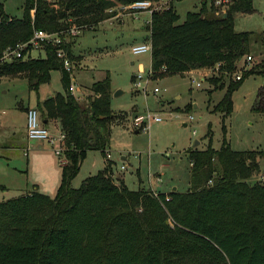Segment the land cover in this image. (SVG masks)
Masks as SVG:
<instances>
[{"label":"trees","instance_id":"trees-1","mask_svg":"<svg viewBox=\"0 0 264 264\" xmlns=\"http://www.w3.org/2000/svg\"><path fill=\"white\" fill-rule=\"evenodd\" d=\"M133 1L24 0L19 17L8 15L0 1V52L29 39L34 28L92 27L114 14L110 8ZM220 4L211 1L207 7L203 1L179 21L174 0H168L151 11L147 29L151 77L218 64L220 72H212L208 80L222 87L227 78L213 107L226 115L232 110V91L243 77L264 75V59L233 78L249 53V32L235 30L234 15L252 11V0H225L224 8ZM72 44V38L45 44L43 56L28 53L0 65L1 74L26 78L28 89L37 93L43 119H58L64 133L55 194L32 190L0 200V264H264V167L260 180H246L264 166V149H234L224 134L218 148L211 143L188 147L185 191L130 188L116 181L106 156L102 168L78 186L71 184L88 150L105 155L111 122L122 117L111 107L108 71L91 83L83 99L70 91L72 64L79 59ZM59 48L70 70L57 54ZM54 69L63 91L40 99L39 87ZM254 108L264 110V84Z\"/></svg>","mask_w":264,"mask_h":264},{"label":"rangeland","instance_id":"rangeland-1","mask_svg":"<svg viewBox=\"0 0 264 264\" xmlns=\"http://www.w3.org/2000/svg\"><path fill=\"white\" fill-rule=\"evenodd\" d=\"M0 1L8 15H22L24 0ZM165 1L163 6L167 4ZM203 1L207 7L211 1L216 6L221 2L220 7L225 3L224 0H174L179 21L184 19L186 11L198 10ZM252 6V11L234 15L235 30L249 32L247 44L252 61L246 65L241 60L233 73L242 74L253 63L264 59V0H252ZM114 8L113 17L83 28L72 37V51L79 59L72 64L70 81L76 85L75 93L81 95L90 91L94 80L102 78L107 71L110 74L111 107L117 113L121 112L122 117H115L111 122L105 151L115 159L117 168L121 164L125 166L122 172L130 188H149V176L154 172L159 177L153 175L150 182L160 191L173 187L179 191L187 190L190 163L185 150L190 146L204 148L208 143L218 148L223 134L234 149H264V110L254 108L264 75L251 73L243 77L232 91V110L226 115L214 111L213 107L223 96L228 80L225 78L222 87H214L208 80L211 73L206 72V68L155 78L150 76L144 92L134 85L133 76L139 71L144 76L148 74L150 52L133 53L131 47L149 38L146 22L150 13L146 10L132 12L119 6ZM31 54L43 56L44 50L33 49ZM15 76L18 75L3 76L0 82V111H5L0 114V184L5 183L8 187H0V200L19 194L21 189L31 188L33 177L45 180L59 161L54 150L59 146L56 139L53 142L45 140L43 149L28 150L29 165L28 154L21 147L12 146L9 137L12 131L23 137L26 113L20 106L28 102L35 106L37 98V93L28 89L26 78ZM155 86L159 91L154 92ZM3 88L6 92L1 91ZM116 90H119L118 94H115ZM56 91H63V87L59 70L54 69L49 81L40 85L38 96L41 98ZM188 104L191 107L187 110ZM148 111L157 112L162 119L137 129L134 117ZM121 155L125 158L121 159ZM104 158L100 150H88L71 184L78 186L84 177L102 168ZM263 167L261 165V170L246 180L249 183L260 180Z\"/></svg>","mask_w":264,"mask_h":264},{"label":"built area","instance_id":"built-area-1","mask_svg":"<svg viewBox=\"0 0 264 264\" xmlns=\"http://www.w3.org/2000/svg\"><path fill=\"white\" fill-rule=\"evenodd\" d=\"M166 0L165 2H167ZM225 1V0H224ZM155 2H160L159 4H155ZM164 0H135L133 2L120 5V8L130 10L132 12H136L142 9L147 10L149 13L153 9L161 8L163 6ZM116 8H110L109 10H115ZM114 15V14H113ZM150 20V18H149ZM148 20V22H149ZM81 25L72 24L64 29L59 30H47L42 28H34L32 35L29 39L24 41H17L12 45H7L1 52H0V65L4 64L7 61H11L20 57H23L26 54H31L33 49H42L45 44H53L58 45L64 40H69L73 36L77 35L83 28ZM131 50L133 53H141V52H150L151 51V40L150 37L138 43L132 45ZM57 54L59 56H64L63 64L64 67L68 70L71 69V63L69 59L65 55V51L62 48L57 50ZM32 55V54H31ZM242 60L244 63L250 64L252 61V55L250 53L243 56ZM207 70V71H206ZM202 71H206L209 73H218L219 68L218 64L215 65L213 69H206ZM151 69L148 70V74L144 76L142 71L136 72L133 76L134 85L138 89H142L144 92L146 91V85L148 82V77H150ZM5 76L0 73V82L2 77ZM240 73H233V78L238 79L240 78ZM199 85L200 82L197 81ZM76 85L72 82L69 84V89L72 93L75 94ZM154 92L159 91V87L155 86L153 88ZM191 117V116H190ZM162 119V116L157 112L150 113L149 111L146 114H137L134 117V125L138 128H146L150 125L152 121H159ZM26 133L28 138H37V139H44L50 142H53L54 139L59 141V146L56 147L55 153L59 156V161H62L63 156V140H64V133L62 130H59L57 134L50 129H48L41 120L39 111L35 106H29L26 109ZM105 156L110 157V153L105 151ZM122 168L124 165L121 166Z\"/></svg>","mask_w":264,"mask_h":264},{"label":"crops","instance_id":"crops-1","mask_svg":"<svg viewBox=\"0 0 264 264\" xmlns=\"http://www.w3.org/2000/svg\"><path fill=\"white\" fill-rule=\"evenodd\" d=\"M142 11H145V9H142L140 10V12ZM147 11V10H146ZM114 15L112 14L111 17H113ZM150 17V16H149ZM146 21V20H145ZM147 23V22H146ZM73 40V39H72ZM185 72H188V71H185ZM15 77H18V76H15ZM2 92H6V89L3 88L1 90ZM84 92V91H83ZM90 91H85L83 94L81 95H77L75 93V95L77 97H79L80 99H83ZM55 93V92H54ZM53 92H51L50 94H45L43 95V97H41L40 99H43L47 96H51L54 94ZM29 102L27 103V105H21L20 107L23 109V112L24 114L26 113V109L29 107ZM36 107V105H35ZM39 111V109H38ZM4 109H2L0 111V114L4 113ZM39 114H40V111H39ZM26 116V115H25ZM40 117H41V120L42 122L44 123V125L50 129L51 131H55L56 129H60L61 130V126H60V122L58 119L56 118H50V119H43L42 115L40 114ZM26 118V117H25ZM26 121L24 122V125H23V131H22V134H23V137H21L20 135H17L14 131H12V134L9 135V137L11 138V144L12 146L14 147H21L23 150H24V153L27 155L28 154V165L30 164V159H29V153H28V150H31V152L35 149H43L46 147V144H45V140L44 139H37V138H28L27 137V133H26ZM1 146V144H0ZM88 153V151H87ZM125 158V155H121V159H124ZM109 159L112 161V175L115 177L116 181L118 182L119 180H123L125 183H126V180H125V176L123 175V172H122V169L125 168V166L122 168L121 165H119V168H117L118 166H116V161L115 159L112 157V155H110ZM83 162V161H82ZM81 162V164H82ZM104 163H105V158H104ZM81 166V165H80ZM104 166V164H103ZM102 166V167H103ZM60 175H61V164L60 162L58 161L55 165L54 168H52V172L51 174L47 175L45 180L44 179H39L38 177H33L32 179H30L32 181V186L31 188L27 187L25 188V190L21 189V192H24V191H32V190H38V191H41L43 193H46L48 195H51L55 194L56 192V189H57V186L59 184V181H60ZM153 175L156 176V178L159 177L158 173H154L151 174L149 176V184H150V189L153 188V190H157V191H160L159 189H157L156 187H153L152 186V182L151 179L153 178ZM29 179L27 178L26 182L28 181ZM72 181V180H71ZM127 184V183H126ZM2 185L4 186L3 188L7 189L8 187L6 186L5 183H2ZM128 185V184H127ZM174 188V187H173ZM172 190H175L173 189ZM169 191V190H168ZM164 192H167V191H164ZM52 196V195H51Z\"/></svg>","mask_w":264,"mask_h":264},{"label":"water","instance_id":"water-1","mask_svg":"<svg viewBox=\"0 0 264 264\" xmlns=\"http://www.w3.org/2000/svg\"><path fill=\"white\" fill-rule=\"evenodd\" d=\"M118 92H119V90H116V91H115V94H118ZM197 142H198V141L195 140V143H197ZM173 189H175V187H174Z\"/></svg>","mask_w":264,"mask_h":264}]
</instances>
